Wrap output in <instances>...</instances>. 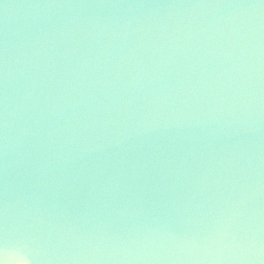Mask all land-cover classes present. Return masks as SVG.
Here are the masks:
<instances>
[{
  "label": "water",
  "instance_id": "obj_1",
  "mask_svg": "<svg viewBox=\"0 0 264 264\" xmlns=\"http://www.w3.org/2000/svg\"><path fill=\"white\" fill-rule=\"evenodd\" d=\"M4 248L264 264V0H0Z\"/></svg>",
  "mask_w": 264,
  "mask_h": 264
},
{
  "label": "clouds",
  "instance_id": "obj_2",
  "mask_svg": "<svg viewBox=\"0 0 264 264\" xmlns=\"http://www.w3.org/2000/svg\"><path fill=\"white\" fill-rule=\"evenodd\" d=\"M0 264H30L27 256L7 248L0 249Z\"/></svg>",
  "mask_w": 264,
  "mask_h": 264
}]
</instances>
